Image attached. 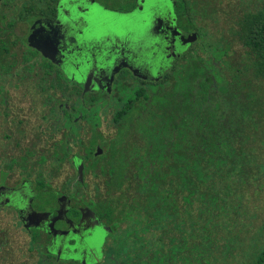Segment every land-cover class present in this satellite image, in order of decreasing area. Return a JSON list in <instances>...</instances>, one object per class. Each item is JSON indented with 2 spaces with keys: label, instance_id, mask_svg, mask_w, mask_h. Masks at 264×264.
I'll return each instance as SVG.
<instances>
[{
  "label": "trees",
  "instance_id": "obj_1",
  "mask_svg": "<svg viewBox=\"0 0 264 264\" xmlns=\"http://www.w3.org/2000/svg\"><path fill=\"white\" fill-rule=\"evenodd\" d=\"M174 9L179 21L191 24L197 38L155 82L157 89L137 92L143 104L152 98L165 110L155 114L145 110V120L133 123L132 143L122 135L126 127L105 143L109 160L118 161L113 173L123 180L113 190L120 191L119 198L103 201L98 216L105 211L110 217L117 209L123 220L135 219V230L129 226L124 232H130L137 245L127 248L132 237L114 244L95 264H118L114 258L129 250L132 253L121 264H264V102L255 89L264 80V0H256L230 25L244 48L242 57L223 45L222 35L199 45L204 31L200 33L194 21L190 0H175ZM218 41L216 54L205 45ZM200 46L213 58L201 57ZM232 55L237 59L232 61ZM6 78L0 72L4 113ZM168 82L173 84L171 91L164 90ZM134 95L120 101L125 112L133 110ZM98 106L89 111L91 116L81 109L93 132ZM98 137L92 136V147ZM65 142L61 138L54 145L56 158ZM30 156L33 153L28 152L12 161ZM136 156L156 168L171 158L167 168L172 178L145 173L139 184H132L128 159L137 160Z\"/></svg>",
  "mask_w": 264,
  "mask_h": 264
},
{
  "label": "flooded vegetation",
  "instance_id": "obj_2",
  "mask_svg": "<svg viewBox=\"0 0 264 264\" xmlns=\"http://www.w3.org/2000/svg\"><path fill=\"white\" fill-rule=\"evenodd\" d=\"M80 1L82 2L79 0V3ZM90 1L92 4L100 3V0ZM58 2L59 0H0V72L7 74L2 93L5 96L6 113L3 112L0 100V213L11 212L14 223L11 222L10 229L15 230L18 226L24 231L28 237L26 247L30 250L29 253L34 251L39 254L38 264H79L73 260H61L55 253L49 252V247L55 249L58 255L62 253L66 242L64 238L72 230L82 228L81 210L91 212L96 220L107 228L103 256L108 248L122 241L127 243L131 237L127 248L137 245L133 235L124 232L129 226L135 230V219L123 220L117 209L109 215L110 217L105 211L98 216L97 211L104 209L99 207L103 206V201L115 202L119 198L120 191L113 190L123 180L117 171L113 173V168L118 167V161L116 158L113 162L109 160L105 143L115 140L123 127H126V131L125 128L122 129L126 143H132L133 123L136 120V123L143 122L147 117L146 111L155 114L165 110L166 106L162 108L156 105L152 98L143 104L144 98L137 99V92L142 89L151 93L156 88L155 82L161 79L169 68L154 75L156 67L149 60L142 70V76L136 75L128 66L113 70L114 67L109 65H96L97 67L85 68L83 71L78 66L74 70L73 50L70 46L76 36L73 18L82 22L86 11L79 4L77 7L82 14L77 15L70 11L65 14L61 12L65 9L63 4L60 5V11L58 10ZM171 2L174 7L175 0ZM173 17L175 27L181 35L184 38L187 35L192 37L187 43L188 48L196 40V33L192 28L186 27V24L183 25V20H178L175 9ZM196 24L202 25V22L198 20ZM205 28L208 30V26ZM78 29L82 30L80 26ZM83 34V30L80 31V35ZM206 34L202 35L199 45L204 43ZM173 37V34L163 31L161 41L155 46L165 45L168 38L170 43ZM226 39L224 38L223 45L226 41L229 42ZM175 48V44H170L171 51L174 52ZM197 48L198 54L204 57L201 48ZM230 58L232 61L237 59L233 55ZM130 66L136 69L135 66ZM77 72L83 80L81 83L74 80ZM64 73H72V79L67 78ZM172 85V82H168L164 90H173ZM133 93L135 100L137 99L135 106L130 112H125L123 107H120V101ZM98 104V111L93 113V132L90 123L82 118L81 109H85L86 115L91 116L89 111ZM102 111L109 115H102ZM116 118L120 122H116ZM107 119L114 127L110 133L105 129L108 127ZM123 124L126 125L122 126ZM92 133L99 136L93 147ZM61 138L66 141L65 148L59 153L60 158H56L54 145H59ZM28 152L33 153V156L22 162L12 161ZM141 159H128L130 173H133L134 177L137 176L135 180L129 176L132 184H139L145 178V173L157 174L159 178L167 180L172 178L167 168L172 162L171 158L165 159L157 168L155 164L151 166ZM65 170L67 176L59 183V178ZM30 186L34 192L29 196V202L24 203L22 200L31 194ZM88 187L92 190L87 189ZM65 200L68 201L67 220H61L62 226L57 228L56 219L61 211L60 205H64ZM114 222L118 223L115 232ZM1 230L0 259L5 263L12 251L11 247L9 248L11 236L7 235V227ZM91 237L93 235L89 232L88 239ZM153 245L154 241L148 246L151 249ZM121 250L118 246L117 252ZM131 251L121 253L114 260L121 264L129 258ZM112 256L110 255V258Z\"/></svg>",
  "mask_w": 264,
  "mask_h": 264
},
{
  "label": "rangeland",
  "instance_id": "obj_3",
  "mask_svg": "<svg viewBox=\"0 0 264 264\" xmlns=\"http://www.w3.org/2000/svg\"><path fill=\"white\" fill-rule=\"evenodd\" d=\"M190 2L194 21L196 23L198 20L202 22V25H198L199 32L201 33L203 30L204 34L207 33L205 27L208 26V34H206L205 40L213 42L217 37L223 35L229 41L228 45L230 47L225 43L227 49L230 48L235 56L242 57L244 48L239 44L236 36L231 33L230 25L243 10L252 8L256 0H190ZM61 4L65 8L61 12L65 14L69 11L77 13V15L82 14L77 7L79 4L86 11V15L83 17L84 20L87 19L85 22L83 19L82 22H78L79 19L73 18V28L76 36H74L75 40L72 39L70 46L73 50L74 62L72 67L75 66L74 70L78 66L80 69H85L97 67L96 65L101 67L109 65L114 67L113 70H117L121 66H128L134 70L136 75H141L144 74L142 70L147 66L146 61L151 60L150 62L156 67V72L153 74L157 75L170 68L177 56L187 49V43L192 40L190 35L184 38L175 27L174 7L171 0H100L99 4L97 2L92 4L90 0H82L80 3L79 0H59V11ZM212 16L214 17L212 18ZM182 24H186V27L191 28V24L189 25L187 20H183ZM145 25H147L146 28ZM79 26L84 32L83 35H80L82 30L78 29ZM116 31H123L124 37L118 36ZM163 31L167 34H173V41L168 43L170 41L168 38V40H165L167 41L165 45L156 47L155 44H158L163 37ZM94 33L101 34V38L97 40L93 35ZM141 33L143 35L140 39L136 41L129 39V37L140 36ZM170 44H175L174 52L171 51ZM200 45H203V43H200ZM205 45L216 54L219 41L214 44L205 43ZM200 48L206 60L213 58L206 48L202 46ZM130 65L135 66L136 69ZM64 75L72 79V73H64ZM213 79L216 80L217 76L215 75ZM74 80L80 83L83 81L78 72ZM255 89L262 93L261 97L264 102V80L258 83ZM22 104L26 106V103L23 102ZM101 114L104 116L109 115L104 111ZM110 123L107 119L108 127L106 126L105 129L108 133L114 128ZM66 176L67 170L63 171L59 183ZM87 189L92 190L91 187ZM29 192L31 194L27 195L22 202H29V196L34 192L32 186H30ZM67 202L65 200L64 205H60L61 211L59 217H57L58 219H56L57 228L62 226L63 222L61 220H67ZM89 213L81 210L82 228L70 230L71 232L64 238L66 241L65 247L60 255L52 247H49V252L55 253L61 260H73L81 264H95L100 260L103 257L107 228L97 221L91 212ZM11 222L14 223L11 212L2 211L0 213V228L7 227V235L11 236L9 248L11 247L12 251L10 256H7L5 263L0 259V264H38L39 254L34 251L29 253L30 250L26 247L27 235L18 226L15 230L10 229ZM89 232L92 233L93 237L88 239Z\"/></svg>",
  "mask_w": 264,
  "mask_h": 264
},
{
  "label": "clouds",
  "instance_id": "obj_4",
  "mask_svg": "<svg viewBox=\"0 0 264 264\" xmlns=\"http://www.w3.org/2000/svg\"><path fill=\"white\" fill-rule=\"evenodd\" d=\"M146 27H147V25H145V28ZM114 31H115V29H114ZM116 34L118 36H120L121 38L124 37V32L123 31H116ZM93 35H95V38L97 40H99L101 38V34H95L94 33ZM142 35H143V33H141L140 36L129 37V39H132L133 41H136V40L140 39ZM89 38H91V37H89ZM150 42L154 43L155 41H150ZM82 71H83V69H82ZM21 207H23V205H21Z\"/></svg>",
  "mask_w": 264,
  "mask_h": 264
},
{
  "label": "water",
  "instance_id": "obj_5",
  "mask_svg": "<svg viewBox=\"0 0 264 264\" xmlns=\"http://www.w3.org/2000/svg\"><path fill=\"white\" fill-rule=\"evenodd\" d=\"M79 172L81 173V167H79Z\"/></svg>",
  "mask_w": 264,
  "mask_h": 264
}]
</instances>
